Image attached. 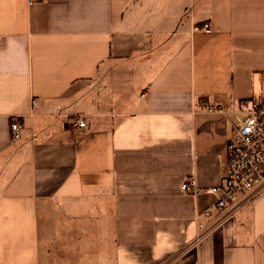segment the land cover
Wrapping results in <instances>:
<instances>
[{"label": "crops", "instance_id": "obj_1", "mask_svg": "<svg viewBox=\"0 0 264 264\" xmlns=\"http://www.w3.org/2000/svg\"><path fill=\"white\" fill-rule=\"evenodd\" d=\"M251 99L264 0H0V264H264V192L196 242L180 188L227 162L197 104Z\"/></svg>", "mask_w": 264, "mask_h": 264}, {"label": "built area", "instance_id": "obj_2", "mask_svg": "<svg viewBox=\"0 0 264 264\" xmlns=\"http://www.w3.org/2000/svg\"><path fill=\"white\" fill-rule=\"evenodd\" d=\"M33 2L27 0L28 5ZM201 29L209 32L211 27L204 23ZM197 108L207 113L232 115L234 121L232 137L226 148L227 162L222 182L217 186L200 188L192 178L180 186L191 193L206 194L213 198L211 203L196 214V242L231 216L252 195L264 192V100L251 99L227 109L199 102ZM73 126L84 127V118H75ZM22 127L17 117L12 118L9 124L12 139L19 137Z\"/></svg>", "mask_w": 264, "mask_h": 264}]
</instances>
